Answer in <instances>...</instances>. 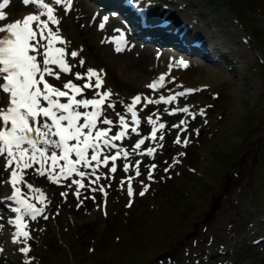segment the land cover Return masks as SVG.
<instances>
[{
  "label": "rangeland",
  "instance_id": "374dc122",
  "mask_svg": "<svg viewBox=\"0 0 264 264\" xmlns=\"http://www.w3.org/2000/svg\"><path fill=\"white\" fill-rule=\"evenodd\" d=\"M153 2L164 9L172 8L176 18L182 16L184 21L198 24L192 22L197 34L190 31L182 37L188 40V49L196 41L211 51L214 41L222 43L221 52L207 55L215 63L209 61L205 51L201 53V48L196 49L198 56H183L182 44L179 50L171 48L182 55L173 73L157 68L143 80L141 89L126 82L130 75L127 69L116 66L113 58L101 59L89 53L84 39L79 38L85 11L98 9L94 2L80 0L76 4L80 12H58L60 22L50 28L65 37L67 57H72V51L78 53L70 59L72 76L79 81L77 73L84 76L95 69L103 79L104 91L112 92L109 102L115 100L116 106L102 110H106L103 115L114 113L109 117L114 118L113 123L116 114H126L131 95L150 96L145 90L148 77L160 73L168 76V81L174 79L154 94L156 100L196 89L193 94L178 97L172 105L159 106V113L165 114L170 108V113L175 108L188 109L177 111L173 119L174 126L179 117L188 119L181 142L173 143L177 129H169L170 118L163 115L147 127L150 135L159 124L165 125L156 133L157 151L145 154L151 145L134 149L135 136L129 144L116 142L117 148L133 152L131 158H118L112 165L99 164L95 176L83 167L85 188L74 186L79 175L60 181L58 186L44 176L29 174L27 183L34 182L46 196L43 203L40 201L42 216L35 222L26 219L29 237L15 235L17 240L0 257V264H264V0H142L138 9L144 13L141 20L158 10L149 7ZM87 3L93 7L87 8ZM26 9L21 4L5 11L10 20L20 11L26 13ZM163 26V31H171L168 21ZM181 59L188 67L179 64ZM67 78L62 77L60 82ZM112 124L102 120L97 127L110 128L108 136H114L116 127ZM129 163L133 174L125 171ZM112 166L117 169L115 173ZM7 176L6 163L1 161L0 184ZM21 248H29L31 253ZM160 253L168 256L159 260Z\"/></svg>",
  "mask_w": 264,
  "mask_h": 264
},
{
  "label": "snow or ice",
  "instance_id": "6c2138e0",
  "mask_svg": "<svg viewBox=\"0 0 264 264\" xmlns=\"http://www.w3.org/2000/svg\"><path fill=\"white\" fill-rule=\"evenodd\" d=\"M9 2L10 0H3L0 3V21L7 19L3 9ZM23 2L26 5L34 4L41 11L7 24H0V158L6 156L7 167L11 169L15 165L16 169L11 171V184L14 192L8 199L15 200L19 205L14 209L15 212L20 213L15 220L18 226L17 238L20 236L29 237V232L25 230L27 226L23 223L24 215L29 214L35 219L42 212V209L24 199L21 189L17 187L22 181L23 169L39 164L37 172L42 176L47 175L54 183H59L61 177H68L73 173L84 177L85 173L79 171V165L83 164L87 167L91 161H96L98 167L101 163L99 142L102 140L105 146L116 148L117 145L113 141L122 139L127 134L126 130L129 127L125 118L121 116L120 124L123 128L117 135L109 137L110 128L97 129V121L102 114L103 104L111 96L110 90L103 93L97 92L96 98L93 99H76V95L82 94L85 88L99 89L102 86L103 81L95 69L88 70L86 73L88 82L83 86L69 81L64 85L66 90L54 87L45 79V74L56 75L59 79V73L54 72L48 65H58L64 72L71 71V67L65 59V49L55 47L57 42H63V38L59 36L58 32H54L49 24L58 25L60 22L55 16L54 5H63L66 10L70 11L72 0H54L53 4L47 3L46 0H23ZM125 2L135 5L138 0H125ZM112 15L115 16L118 13ZM42 16H46L47 19H41ZM108 20V16L103 17L104 23ZM33 23L36 24L35 28L32 26ZM104 23H101V28L104 27ZM38 36L39 39H37ZM41 40L46 43L41 45ZM122 40L123 37H121ZM41 47H43L42 53ZM122 50L120 42H117L116 51ZM38 55L42 56V60L38 59ZM71 55L77 56L78 53L72 52ZM179 64L188 67V63L183 59L179 61ZM76 75L78 79H84L81 74L77 73ZM92 77H95V84L91 83ZM163 80L164 76L162 75L159 81L153 82L148 87L155 88ZM192 91H196V89L186 90L188 93ZM185 94V92L179 93L181 96ZM61 97H68V101L61 102L59 99ZM140 99V96H136L133 98L132 104L126 105L128 112L132 114V120L137 125L139 119L134 109ZM175 99V96L161 97L160 101L171 102ZM42 101L47 102V105L42 104ZM160 101L148 100L149 103H159ZM81 106L84 108L92 106L94 110L81 112L79 111ZM179 111L187 112L188 109L182 108ZM41 117L45 118L43 122H41ZM81 119H83V123H80ZM151 122L156 123L155 121ZM103 123L111 125L113 122L104 119ZM175 127H179V125ZM159 128L163 129L165 125L160 124ZM85 129L88 131L86 132ZM93 130H95L94 136ZM132 130L136 131L135 128ZM151 138L156 139L155 128L151 133ZM71 141H75V143H70ZM175 142L180 143L181 141L177 139ZM143 143L144 140L141 139L136 144V148H139ZM184 143L187 144L188 141L185 140ZM89 149L94 150L91 161L87 156ZM58 151L60 155L57 154ZM148 152L152 154L154 149H148ZM73 154L77 159L71 158ZM119 155L120 152L117 151L115 155L105 157L103 163L107 165L109 159L115 161ZM124 155L127 156L128 153L125 151ZM61 160L64 161L63 165L59 163ZM154 168L155 165H153ZM57 169H59L58 172ZM111 171L115 173L116 167L112 166ZM137 174H139L138 169ZM95 182L93 181V183ZM74 183L80 188L84 187L82 180H76ZM28 187L33 188V185L29 184ZM99 190L103 191L102 188ZM129 194H132L131 188H129ZM140 194L143 195L144 192ZM76 196L79 198V191L76 192ZM40 198L43 203L46 199L43 192H40ZM128 207H131V204ZM20 251L27 253L30 249L21 248Z\"/></svg>",
  "mask_w": 264,
  "mask_h": 264
},
{
  "label": "bare ground",
  "instance_id": "6f19581e",
  "mask_svg": "<svg viewBox=\"0 0 264 264\" xmlns=\"http://www.w3.org/2000/svg\"><path fill=\"white\" fill-rule=\"evenodd\" d=\"M74 1H75L74 5H76L79 0H74ZM18 2L24 3L23 0H10L9 6H20L21 4ZM46 2L47 3L51 2V4L54 3L53 0H46ZM138 3L142 4V0H138ZM28 5L34 13H38L41 11V9H39L34 4L29 3ZM160 5L158 4V6H157L156 2H153L152 4H150V6H149L150 8H157L158 7V10L152 11L151 15L149 14V18L151 21H147L148 24L153 25L154 22H156V23H160L163 26V25H165V22L168 21L167 29H169L171 31H175L181 37H184V35H187V32H190V31L194 35L199 32L196 30V27L194 26V24L196 26H198L197 23L192 21L194 23L193 24L191 21H184L182 16H181V18H176V16L172 14V12H173L172 8L168 7L167 9H164V8L160 7ZM161 6H163V5H161ZM24 7H26V6H24ZM171 7L176 8L175 6H171ZM87 8H89V6H87ZM176 10H177V8H176ZM93 11H92V9H90L89 11H85L84 18L81 20L82 28H84V30H83L82 34L79 36V38L81 37V39H84V42L88 46L89 53L90 52H91V54L94 53L97 56H99V58H101V59L106 58L107 60H109L110 58H113L112 62H114L116 64V66H119L121 69H123V68H125V70L127 69L128 72H130L129 73L130 75L128 76V80H126V82H128V84H134L138 88L143 89L145 86L143 80L147 76H151L152 73L155 70H157V68H164L166 70V73H173L171 70H173L174 68L177 67L176 66L177 61L179 60V57L182 56L179 52H177L175 50L173 51V49H171L169 52L167 50H163L162 53L160 54V56H153V51L150 48H141L139 45H137V44L132 45L130 42H128L129 45L131 46V48L129 50L118 52V51H116L114 43H111L108 40V34L111 33V31L113 29H117L119 27L118 20L116 18H114V16L112 14L109 13L107 15L109 17V20L106 23H104L103 17H105V15H104L105 13L100 11V10L96 13H94ZM25 16H27V15L24 12L20 11L16 14V18L13 20L22 19ZM41 19H47V17L42 16ZM62 19H64V18H62ZM182 19H183V21H182ZM172 20H174V22H172ZM101 23H104L103 28L100 27ZM1 24H3V23H1ZM33 24H35V23H33ZM88 25H90V26H88ZM185 28H187L189 30L186 31ZM191 32H190V34H191ZM220 44H222V43L214 41L212 43V48H213L212 51L213 52H221V45ZM209 60L211 62H214V63L216 61L214 58H210V57H209ZM213 75L214 76L216 75V77L219 76V74H217V73H214ZM167 77L168 76H165V80L167 79ZM151 78L152 77H148V79H151ZM165 80H163L162 83L159 84V86L157 87V90L161 88V85L162 86L164 85ZM44 102L45 101H42V103H44ZM81 123H83V122H81ZM85 131L87 132L88 129H85ZM100 146H102L101 143H100ZM91 150L92 149L88 150V153H87L88 159L90 157L89 152H91ZM72 158H73V160L77 159V157L74 154L72 155ZM99 158H100V161L104 160L103 157H100V153H99ZM34 167L36 169H38L39 164L34 165ZM78 167L80 169L81 167H83V164L79 165ZM86 168H88V167H86ZM101 168H102V166H100V169ZM25 170L26 169H23V172H25ZM77 175H78L77 173H73V175H71L70 178H72V180H73L76 178ZM82 178L83 177H81L79 180H82ZM51 182H52V180H51ZM59 184H60V182L58 183V186H59ZM67 185L70 186L71 188L73 187L71 185V183L69 182V180H68ZM127 185H128V183H127ZM68 186H65V188L70 189ZM74 186H79V185L75 184ZM8 188H9L8 184L4 183L2 186V191L6 195L3 197V199H4L3 202L6 203L5 206H6V209L8 210V213H7L8 216L4 217V219L1 218L0 220L3 219V222L5 224L11 226V225L16 224L15 223L16 218H14V214H15L14 209L16 207H19V205L17 204V202L15 200L8 199V197H10L12 195V193L14 192V190L10 191V190H8ZM70 197H71V194H70ZM7 201H8V203H7ZM1 205L2 204H0V206ZM36 207L40 208V205H38ZM26 215L28 217H30V218H28V220L35 222L34 221L35 219H33L31 217V215H29V214H26ZM38 216L40 217L42 215L41 214L37 215L36 216L37 219H38ZM27 229H29V228H27ZM13 239H14V230L12 232L9 227H5L3 229V231L0 230V244H3V248H2L3 253H6L5 251L10 248L11 244L13 243ZM15 240H17V239H15Z\"/></svg>",
  "mask_w": 264,
  "mask_h": 264
},
{
  "label": "water",
  "instance_id": "95a60500",
  "mask_svg": "<svg viewBox=\"0 0 264 264\" xmlns=\"http://www.w3.org/2000/svg\"><path fill=\"white\" fill-rule=\"evenodd\" d=\"M163 257H164V256L161 255L159 258L161 259V258H163Z\"/></svg>",
  "mask_w": 264,
  "mask_h": 264
}]
</instances>
